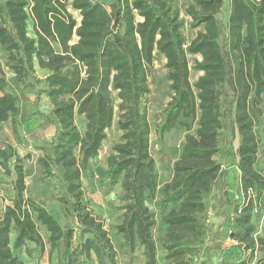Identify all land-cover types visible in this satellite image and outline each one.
<instances>
[{
	"label": "trees",
	"instance_id": "16d2710c",
	"mask_svg": "<svg viewBox=\"0 0 264 264\" xmlns=\"http://www.w3.org/2000/svg\"><path fill=\"white\" fill-rule=\"evenodd\" d=\"M186 1L190 40L170 0H0V123L10 120L17 136L24 90H33L31 102L47 99L45 121L53 132L35 164L40 179L58 183L67 221L61 225L26 193L29 152L0 144V171L11 185L0 206V264H25L19 253L31 256L30 243L42 254L40 227L56 264H117L106 222L83 184L113 125L118 136L101 174L109 189L119 187L114 229L130 253L138 247L143 264H158L160 247L166 264H189L207 233L206 197L218 190L224 217L215 236L224 221L228 241L209 264H264V224L256 234L257 219L264 218V0H227L226 8L224 0ZM156 56L164 59L170 90L157 139L173 129L185 132L162 182L143 104ZM36 67L46 74L38 76ZM191 71L199 73L193 82ZM228 129L241 200L226 199V217V169L216 156L226 154Z\"/></svg>",
	"mask_w": 264,
	"mask_h": 264
},
{
	"label": "rangeland",
	"instance_id": "374dc122",
	"mask_svg": "<svg viewBox=\"0 0 264 264\" xmlns=\"http://www.w3.org/2000/svg\"><path fill=\"white\" fill-rule=\"evenodd\" d=\"M105 1V0H103ZM225 1V8L227 7V0ZM173 8L179 10L180 17L184 20L183 32L185 38L188 40L193 34L189 27V20L185 17L184 7L187 4L186 0H170ZM223 10L219 17L223 20ZM77 16V13L74 12ZM223 22L220 25V34L224 33ZM28 33L32 35L31 23H28ZM193 56H189V63H192ZM161 57L156 56L154 60V68L148 78L149 93L144 98V107L147 113V119L150 125V152L153 155L157 170L160 177V182L168 180L171 175L172 163L177 159L181 145L184 140L185 132L182 129H173L170 132H164L161 139H157L156 127L161 123L162 112L166 102L169 99L170 90L168 88V82L165 80V69L163 68V62ZM4 60V53L0 51V65ZM38 75H42L38 73ZM197 73L191 71L190 80L194 81ZM11 89L15 92H19V86L14 85ZM33 90L27 88L24 90L23 96L20 100V114L17 117V136L14 135L11 128L10 120L0 123V144L7 146L13 145L21 154L29 152L30 157L24 160L25 167V182L26 193L42 203L50 211L61 225H64L67 221L63 218L60 212V203L57 201V196L60 192L58 183L52 178L40 179V172L35 164V156L39 153L38 147L45 146L50 139L53 128L52 124L45 121L50 104L44 97H41L37 102H31L34 98ZM34 103L35 105H33ZM33 113L31 117L27 118L28 114ZM196 127L192 130L195 133ZM227 135V146L225 155H217L216 160L222 164V167L226 169V182L228 185V196H225V203L223 206L225 216H230L228 200H241V194L238 193L236 188L238 173L236 168L231 163V145L229 140L231 138L229 129L224 131ZM118 132L115 125L107 130V137L103 141L101 156L105 151H109L111 143L117 138ZM101 159L95 160V164L92 169L87 172L86 178L83 180L86 195L89 197L92 203L93 211L103 218L106 222L109 234L111 236L113 245L116 250L117 264H143V258L140 249L137 247L133 253L128 251V248L124 245L122 239L115 233L114 226L119 222L121 210L119 206L121 201L119 200V187L114 186L109 189L106 185L105 179L102 177L101 166L103 163ZM263 163V162H262ZM10 177L4 176L0 171V206L5 202L4 198H7V194L10 192ZM225 193V192H224ZM220 204L219 191L214 190L206 197V210L203 215L205 223L207 224V233L204 239V243L200 246V250L197 255L190 257L189 264H209V261H215L220 254L219 247L225 245L228 241L226 236L227 227L226 222L221 223L220 234L215 236L217 227L220 225V220H223L224 216L218 214V206ZM263 216L261 215L257 219V231L256 234L261 233V226L263 225ZM40 233L46 244L45 250L42 254H37L34 250L33 244H29V248L32 251L31 256H27L24 252L19 253L20 258L23 259L25 264H56V256L53 252L48 256V240L47 233L43 227H40ZM215 236V237H214ZM213 238L216 239L217 244L212 248ZM215 242V241H214ZM158 264H166L164 251L158 247Z\"/></svg>",
	"mask_w": 264,
	"mask_h": 264
},
{
	"label": "crops",
	"instance_id": "0c3cea01",
	"mask_svg": "<svg viewBox=\"0 0 264 264\" xmlns=\"http://www.w3.org/2000/svg\"><path fill=\"white\" fill-rule=\"evenodd\" d=\"M194 36V34L188 39V40H190L192 37ZM161 61L164 63V59L162 58L161 59ZM38 73H41L42 75H38ZM36 74L38 75V76H44L45 74H46V72L43 70V69H40L39 67H36ZM199 74V73H198ZM197 74V75H198ZM196 75V76H197ZM196 78V77H195ZM108 152L109 151H105V153L103 154V156H101V153L98 155V157L97 158H95V159H91L90 160V166H89V169H92V166L95 164V160H97L98 158H100L101 159V157H102V160H100V162H102L103 164L101 165L102 167H103V169L105 168V165H106V162H105V159H106V156H107V154H108ZM236 172L238 173V170L236 169ZM171 176V175H170ZM170 178V177H169ZM229 188H228V185H227V188H226V190H225V196H228L227 195V192H229V190H228ZM120 191V190H119ZM226 199H228V198H226ZM231 218V217H230ZM222 220H220V222H221ZM219 222V223H220ZM263 222H264V218H263ZM264 224V223H263Z\"/></svg>",
	"mask_w": 264,
	"mask_h": 264
},
{
	"label": "built area",
	"instance_id": "2783aa9c",
	"mask_svg": "<svg viewBox=\"0 0 264 264\" xmlns=\"http://www.w3.org/2000/svg\"><path fill=\"white\" fill-rule=\"evenodd\" d=\"M256 1H259V0H256Z\"/></svg>",
	"mask_w": 264,
	"mask_h": 264
}]
</instances>
